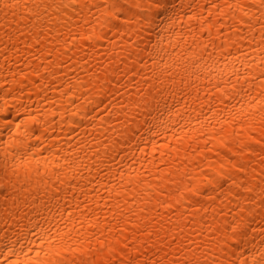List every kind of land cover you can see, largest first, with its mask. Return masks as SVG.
I'll return each mask as SVG.
<instances>
[{
    "label": "bare ground",
    "instance_id": "bare-ground-1",
    "mask_svg": "<svg viewBox=\"0 0 264 264\" xmlns=\"http://www.w3.org/2000/svg\"><path fill=\"white\" fill-rule=\"evenodd\" d=\"M0 0V264H264V0Z\"/></svg>",
    "mask_w": 264,
    "mask_h": 264
},
{
    "label": "snow or ice",
    "instance_id": "snow-or-ice-1",
    "mask_svg": "<svg viewBox=\"0 0 264 264\" xmlns=\"http://www.w3.org/2000/svg\"><path fill=\"white\" fill-rule=\"evenodd\" d=\"M156 6L158 8L164 9L165 8V0H156Z\"/></svg>",
    "mask_w": 264,
    "mask_h": 264
}]
</instances>
